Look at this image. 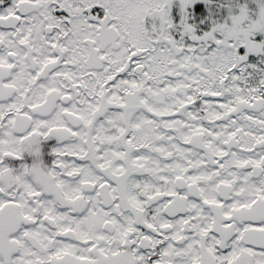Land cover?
I'll return each mask as SVG.
<instances>
[{
	"label": "snow or ice",
	"instance_id": "6c2138e0",
	"mask_svg": "<svg viewBox=\"0 0 264 264\" xmlns=\"http://www.w3.org/2000/svg\"><path fill=\"white\" fill-rule=\"evenodd\" d=\"M0 264H264V0H0Z\"/></svg>",
	"mask_w": 264,
	"mask_h": 264
}]
</instances>
